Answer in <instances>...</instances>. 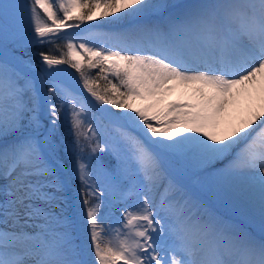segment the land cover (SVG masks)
Masks as SVG:
<instances>
[{"label":"snow or ice","instance_id":"obj_1","mask_svg":"<svg viewBox=\"0 0 264 264\" xmlns=\"http://www.w3.org/2000/svg\"><path fill=\"white\" fill-rule=\"evenodd\" d=\"M0 264H264V0H0Z\"/></svg>","mask_w":264,"mask_h":264},{"label":"rangeland","instance_id":"obj_2","mask_svg":"<svg viewBox=\"0 0 264 264\" xmlns=\"http://www.w3.org/2000/svg\"><path fill=\"white\" fill-rule=\"evenodd\" d=\"M48 46H44L43 48H41L40 50H47ZM56 55H58L59 53H55ZM69 71H71V69H69Z\"/></svg>","mask_w":264,"mask_h":264},{"label":"bare ground","instance_id":"obj_3","mask_svg":"<svg viewBox=\"0 0 264 264\" xmlns=\"http://www.w3.org/2000/svg\"><path fill=\"white\" fill-rule=\"evenodd\" d=\"M107 107V106H106Z\"/></svg>","mask_w":264,"mask_h":264}]
</instances>
